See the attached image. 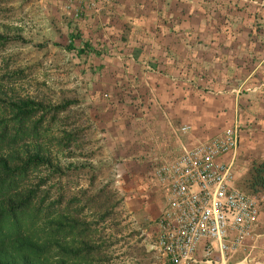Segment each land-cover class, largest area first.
<instances>
[{
    "label": "rangeland",
    "instance_id": "374dc122",
    "mask_svg": "<svg viewBox=\"0 0 264 264\" xmlns=\"http://www.w3.org/2000/svg\"><path fill=\"white\" fill-rule=\"evenodd\" d=\"M119 2L121 0H115L114 5ZM103 27L101 25L93 30L78 26L51 2L0 0V34L11 38L3 46L0 45V85L19 96H30L51 104L72 101L68 110L60 115V118L68 115L69 119L51 125L48 134L58 137L63 128L71 127V131L78 135L77 140L70 147L58 146L54 142L43 145L47 156L64 168L65 173L60 180L65 193L87 188L90 171L93 175L91 191L101 184H109L111 189H115L119 204L114 208L112 217L99 222V233L94 236L99 235L104 241L103 250L109 256L108 264H136L143 253L149 264H156L146 250V237L154 228L164 198L152 176V132L143 129L142 134L146 131L145 135L133 137L132 131L139 133L140 127L134 130L133 127L123 128V123H118L119 116H122L123 99L125 103L134 104L135 109L141 102V98L137 97L138 102L135 99L132 103L131 96H124L123 91L134 90L135 87L146 91L147 84H139L121 75L105 78L106 72L117 71L118 67L116 59L112 58L115 62L112 64L107 58L117 55L124 59V54L133 55V52L129 50L130 46L127 49L125 45L115 44L111 34H107L108 30ZM74 33L80 39H75L72 48L68 49L70 35ZM85 40L91 49H98L100 54L95 56L88 49L80 55L76 54L73 48L82 46L81 42ZM100 60H104L106 65L99 63ZM184 81L189 84L188 79ZM203 90L207 91L206 95L199 94L196 98L189 93L187 99L180 95L172 97L174 108L171 115L176 118H179L177 115L186 116L188 120L182 122L189 125L193 133L199 130L203 133L218 131L227 125L231 117V111H222L215 102L217 98L224 107L223 100H229V97L220 96L222 94L209 87ZM179 103H186L188 107L181 109ZM162 104H157V112ZM116 105L118 107L114 108ZM112 106L114 110L109 109ZM197 107L200 109L195 111ZM147 111H150L149 107ZM237 115L235 110L233 116L236 120ZM179 121H172L171 125L177 127ZM181 137L184 139L185 136ZM159 142L158 149L161 150L172 141ZM246 164L244 157L237 161V180ZM46 168L43 166L40 170L47 172ZM57 176L48 180L43 188L53 184ZM92 214L91 210L84 212L87 220L94 221L98 214ZM200 250L201 246H198L193 254L196 258L202 256ZM240 257L234 255L230 261Z\"/></svg>",
    "mask_w": 264,
    "mask_h": 264
},
{
    "label": "trees",
    "instance_id": "16d2710c",
    "mask_svg": "<svg viewBox=\"0 0 264 264\" xmlns=\"http://www.w3.org/2000/svg\"><path fill=\"white\" fill-rule=\"evenodd\" d=\"M75 39H80L79 35L71 34L68 49L72 48ZM10 40L11 38L0 34L1 46ZM81 45L73 48L78 55L86 49L95 56L100 54L98 49H91L86 40ZM124 58L133 64L134 60L127 54H124ZM99 63L106 65L103 60ZM158 71L161 68L157 67L155 72ZM187 79L189 84L185 81L186 84L181 85L192 90L194 82ZM163 82L157 80L154 83L153 80L152 83L160 88ZM143 92L140 88H135L124 90L122 94L130 95L133 101L140 97L139 106L145 104L149 107L150 102L145 101ZM157 95L162 102L168 101L167 96L160 90ZM172 97L169 99L171 102ZM228 97L231 101L232 96ZM259 97L264 99V94ZM71 102L64 100L51 104L30 96H19L4 90L2 84L0 85V264L109 262V256L103 250L104 241L99 235L95 238L94 236L99 233V222L112 217L114 208L119 204L115 189H111L109 184H101L91 191L93 175L90 171V185L87 188L66 194L60 180L65 173L64 168L47 156L43 146L44 143L54 142L58 146L70 147L77 140L78 135L71 131V127L63 128L58 137L49 136L51 125L69 119L68 115L63 118L60 115L68 110ZM220 108L228 113L230 111L224 109L227 108L226 105H220ZM230 116L227 124L232 113ZM263 116L264 106L258 103L238 112L237 161L244 157L247 164L242 168L237 186L246 193L258 195L262 199L260 210L264 212V148L252 140L256 132L264 130ZM198 135L208 136L203 132ZM43 166H47V172L40 170ZM54 175L59 176L53 184L43 188ZM85 210H91L92 215L98 214L97 218L94 221L87 220ZM254 254L261 258L256 251ZM136 264H149L144 253L139 255Z\"/></svg>",
    "mask_w": 264,
    "mask_h": 264
},
{
    "label": "crops",
    "instance_id": "0c3cea01",
    "mask_svg": "<svg viewBox=\"0 0 264 264\" xmlns=\"http://www.w3.org/2000/svg\"><path fill=\"white\" fill-rule=\"evenodd\" d=\"M106 8L99 14L86 12L82 18L74 21L78 26L93 30L104 25L115 44L125 45L127 49L130 46L129 50L135 55H131L133 64L117 55L107 58L112 64L116 59L118 67L117 71L105 73V78L121 75L139 84H147L148 93L145 89L142 91L147 94L145 101L150 102V111H147L145 104L135 109L134 104L125 103V99L121 102L122 116H119L121 120L118 119V123L122 122L123 128L133 127L136 130L140 127L139 133L132 131L133 137L139 138L146 131L152 132V147L159 141L171 140V122L180 120L178 124H181L188 118L171 115L174 104L169 99L174 95L187 99L188 93L196 98L199 94H206L203 88L214 89L222 94L220 96H232L231 101L223 100L227 107L224 109L232 113L226 126L236 119L233 116L235 110L245 111L252 108L253 103L264 106V99L259 97L264 94V4L244 0H121ZM106 38L109 39L108 36ZM141 60L151 62L161 71L144 70ZM187 78L194 82L192 90L181 85L186 84L184 80ZM151 80L154 83L157 80L168 82L156 88ZM172 83H177V87ZM159 90L167 96L168 101L163 102L160 112H157L162 102L156 99ZM215 102L220 107L222 102L217 98ZM178 106L181 109L188 107L186 103H179ZM199 109L197 107L195 111ZM135 120L140 122L136 123ZM143 129H146L145 134H142ZM197 133H201V130ZM213 133L204 132L205 135ZM252 140L264 148V130L256 132ZM257 230L261 236L256 254L264 259V212L261 210ZM242 254L240 251L235 255Z\"/></svg>",
    "mask_w": 264,
    "mask_h": 264
},
{
    "label": "built area",
    "instance_id": "2783aa9c",
    "mask_svg": "<svg viewBox=\"0 0 264 264\" xmlns=\"http://www.w3.org/2000/svg\"><path fill=\"white\" fill-rule=\"evenodd\" d=\"M56 4L70 19L98 14L115 0H41ZM264 4V0H247ZM132 59L131 55H128ZM146 71L155 72L147 60ZM171 143L153 146L152 176L164 203L146 250L156 264H264L255 256L261 198L237 186L238 123L208 136L187 124L170 127ZM181 135H184L182 139ZM156 148V150H155ZM201 246V257L193 254ZM242 251V256L230 259Z\"/></svg>",
    "mask_w": 264,
    "mask_h": 264
}]
</instances>
